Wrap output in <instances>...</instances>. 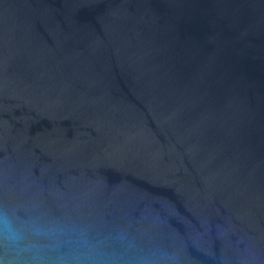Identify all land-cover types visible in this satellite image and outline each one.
<instances>
[{
	"label": "water",
	"instance_id": "obj_1",
	"mask_svg": "<svg viewBox=\"0 0 264 264\" xmlns=\"http://www.w3.org/2000/svg\"><path fill=\"white\" fill-rule=\"evenodd\" d=\"M0 209L115 264H264V0H0Z\"/></svg>",
	"mask_w": 264,
	"mask_h": 264
},
{
	"label": "clouds",
	"instance_id": "obj_2",
	"mask_svg": "<svg viewBox=\"0 0 264 264\" xmlns=\"http://www.w3.org/2000/svg\"><path fill=\"white\" fill-rule=\"evenodd\" d=\"M117 239L126 252L134 249V243L124 234ZM0 244L22 264H48L50 254L65 246L70 248L71 255L57 256V264H115L78 226L55 221H20L14 213L3 209H0ZM139 264H154V260L144 256Z\"/></svg>",
	"mask_w": 264,
	"mask_h": 264
}]
</instances>
